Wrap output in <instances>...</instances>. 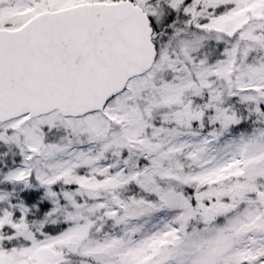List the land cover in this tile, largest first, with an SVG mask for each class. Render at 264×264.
<instances>
[{
	"label": "snow or ice",
	"instance_id": "6c2138e0",
	"mask_svg": "<svg viewBox=\"0 0 264 264\" xmlns=\"http://www.w3.org/2000/svg\"><path fill=\"white\" fill-rule=\"evenodd\" d=\"M0 264H264V0H0Z\"/></svg>",
	"mask_w": 264,
	"mask_h": 264
}]
</instances>
